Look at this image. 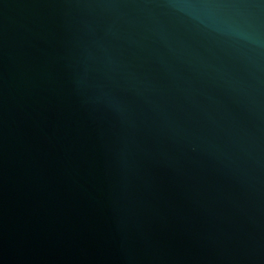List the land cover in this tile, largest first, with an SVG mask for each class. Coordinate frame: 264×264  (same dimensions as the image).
<instances>
[{
  "label": "water",
  "instance_id": "1",
  "mask_svg": "<svg viewBox=\"0 0 264 264\" xmlns=\"http://www.w3.org/2000/svg\"><path fill=\"white\" fill-rule=\"evenodd\" d=\"M0 264H264V0H0Z\"/></svg>",
  "mask_w": 264,
  "mask_h": 264
}]
</instances>
